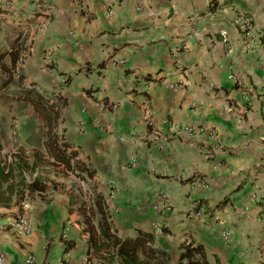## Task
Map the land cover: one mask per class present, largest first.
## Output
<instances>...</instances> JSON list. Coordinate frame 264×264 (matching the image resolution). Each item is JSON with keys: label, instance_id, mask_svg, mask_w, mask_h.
<instances>
[{"label": "crops", "instance_id": "crops-1", "mask_svg": "<svg viewBox=\"0 0 264 264\" xmlns=\"http://www.w3.org/2000/svg\"><path fill=\"white\" fill-rule=\"evenodd\" d=\"M11 48L5 95L22 75L59 102L57 132L93 178L48 175L55 190L0 205L7 264H85L77 209L94 193L118 237L151 234L173 262L192 242L207 264H264V0H0V52ZM1 106L4 151L18 147L3 122L26 153L44 152L31 107ZM210 132L223 150L207 160Z\"/></svg>", "mask_w": 264, "mask_h": 264}, {"label": "trees", "instance_id": "trees-1", "mask_svg": "<svg viewBox=\"0 0 264 264\" xmlns=\"http://www.w3.org/2000/svg\"><path fill=\"white\" fill-rule=\"evenodd\" d=\"M13 49L0 52V70L5 73V79L0 82V101L13 100L31 107L43 124L44 152L33 150L26 153L24 148L18 147L16 153H6L0 138V205L3 206H21L25 199L33 195L55 190L58 184L47 178L51 168L56 174L70 173L79 178L85 174L86 179L93 178L87 166L75 160L64 136L57 132L59 102L54 104L45 100L35 84L24 80L22 75L18 77L17 97L10 99L5 95L18 62ZM6 59H9L8 63ZM77 211L86 216L87 228L83 229V237L89 244L87 255L90 264H207L201 246L192 242L179 246L181 253L173 262L169 253L152 246L151 234L137 231L135 238L118 237L100 194L94 193L80 204ZM95 218V225H90L91 219ZM68 247L71 248L66 246L65 250Z\"/></svg>", "mask_w": 264, "mask_h": 264}, {"label": "built area", "instance_id": "built-area-1", "mask_svg": "<svg viewBox=\"0 0 264 264\" xmlns=\"http://www.w3.org/2000/svg\"><path fill=\"white\" fill-rule=\"evenodd\" d=\"M250 25H251V21L248 18H244V19H241L239 21V28L244 34H248V32L250 30ZM183 132L188 134L189 136H194L196 134L204 133L205 130L204 129L192 130L190 128H184ZM208 136L210 139H213L215 141V148L206 152L204 154V156H205V159L212 160L215 157L216 152L223 150V144L213 132L208 133ZM16 151H17V149L14 150V153H16ZM162 197H163V199H165V196H162ZM166 210H168L167 204H166ZM20 226H21V228L25 234L30 233V226L28 225L27 222H25L24 220L21 221ZM156 230L158 232H161V229L159 227H157ZM0 264H7L6 258L3 254H0ZM25 264H36L35 257L34 256H28L27 259L25 260ZM85 264H90L87 257L85 258Z\"/></svg>", "mask_w": 264, "mask_h": 264}, {"label": "rangeland", "instance_id": "rangeland-1", "mask_svg": "<svg viewBox=\"0 0 264 264\" xmlns=\"http://www.w3.org/2000/svg\"><path fill=\"white\" fill-rule=\"evenodd\" d=\"M9 91H10V93H12L13 88H11ZM1 109H2V106H1ZM1 109H0V113L3 111V109L2 110ZM12 130H13V124L12 123L9 125V124L3 122V132L4 131L10 132V137L7 139V144H9L12 147H19L18 143H17L18 133H16V135H15L12 132ZM51 170H52V172L49 174V176L59 177V174L55 175V169L51 168ZM82 188L83 189L86 188V185H84Z\"/></svg>", "mask_w": 264, "mask_h": 264}]
</instances>
